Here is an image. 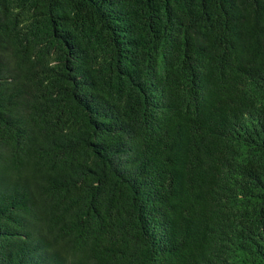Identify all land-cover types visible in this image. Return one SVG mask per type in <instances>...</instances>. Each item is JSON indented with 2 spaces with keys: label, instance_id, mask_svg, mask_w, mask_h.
I'll return each instance as SVG.
<instances>
[{
  "label": "trees",
  "instance_id": "1",
  "mask_svg": "<svg viewBox=\"0 0 264 264\" xmlns=\"http://www.w3.org/2000/svg\"><path fill=\"white\" fill-rule=\"evenodd\" d=\"M0 264H264V0H0Z\"/></svg>",
  "mask_w": 264,
  "mask_h": 264
}]
</instances>
